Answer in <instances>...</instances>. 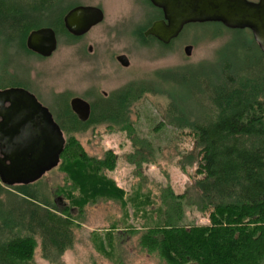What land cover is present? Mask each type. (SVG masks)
Returning a JSON list of instances; mask_svg holds the SVG:
<instances>
[{
  "label": "rangeland",
  "instance_id": "374dc122",
  "mask_svg": "<svg viewBox=\"0 0 264 264\" xmlns=\"http://www.w3.org/2000/svg\"><path fill=\"white\" fill-rule=\"evenodd\" d=\"M77 5L102 8L103 22L76 40L60 34L58 48L48 58L24 50L16 36L17 22L0 21V88L25 86L66 128V101L75 96L95 101L128 84H142L145 91L130 107L129 131H111L101 124L64 133L76 153L98 159L109 151L116 155L115 169L105 171L116 186L107 183V191L91 186L88 192L99 197L77 204L74 198H82L85 192L74 186L76 177L61 163L33 183L43 200L59 208L70 206L77 225L73 245L59 255L45 257L37 237L38 246L27 264H177L161 244L145 240L161 224L163 191L171 189L177 195L187 191L189 203L195 197L196 164L189 156L196 154L197 145L191 125L209 113L193 94L194 80L201 74L215 78L224 63L235 70L244 64V54L253 56L255 40L248 29L205 22L186 25L163 46L145 35L142 38L151 23L161 18L149 0H62L57 11ZM55 16L50 11L37 18L46 24L54 22ZM188 45L190 56L184 51ZM123 54L130 61L128 67L117 60ZM9 196H0V211H7ZM179 201L185 211L182 225L210 222L196 205H185L183 197Z\"/></svg>",
  "mask_w": 264,
  "mask_h": 264
},
{
  "label": "trees",
  "instance_id": "16d2710c",
  "mask_svg": "<svg viewBox=\"0 0 264 264\" xmlns=\"http://www.w3.org/2000/svg\"><path fill=\"white\" fill-rule=\"evenodd\" d=\"M61 1L0 0V21L18 23L16 36L29 53L33 52L27 49L26 39L32 30L41 27L54 28L58 37L63 34L71 40L79 39L64 27V15L72 6L57 11ZM50 11L56 14L54 22L44 24L37 18ZM148 38L169 45L152 36ZM252 48L253 56L244 54V64L235 70L224 63L215 78L201 74L196 77L197 82L194 80L193 94L209 113L191 125L190 133L197 145L196 154L189 156L196 164L195 197L189 203L187 191L182 195L171 189L163 191L161 224L151 229L148 233L152 238L146 234L145 240L161 244L171 262L264 264V54L255 42ZM144 91L142 84H128L106 96L99 95L86 122L77 119L66 101L64 115L68 126L61 121L58 124L64 133L101 124H107L111 131H129L130 107ZM71 146L68 138L60 163L76 177L74 186L85 192L82 198H74L77 204H83L99 197L88 192L91 186H102L107 191V183L115 184L105 171L115 169L116 155L109 151L103 158H90L76 153ZM32 185L6 187L0 181V196L11 195L5 205L7 211H0V264L29 263L38 246L37 237L45 257L59 255L74 243L77 217L73 209L48 203ZM11 189L24 196L12 194ZM180 197L185 205H196V210L208 215L210 222L182 225L185 211Z\"/></svg>",
  "mask_w": 264,
  "mask_h": 264
},
{
  "label": "water",
  "instance_id": "95a60500",
  "mask_svg": "<svg viewBox=\"0 0 264 264\" xmlns=\"http://www.w3.org/2000/svg\"><path fill=\"white\" fill-rule=\"evenodd\" d=\"M163 12L144 35L163 44L177 38L192 23L219 22L229 29H248L264 54V0H149ZM98 6L77 5L63 18L73 36H83L104 20ZM54 28L34 29L26 40L27 48L48 58L58 48ZM191 55L192 46L184 49ZM117 60L130 65L126 55ZM72 110L82 122L90 117V104L81 97L70 100ZM66 138L51 111L37 97L22 87L0 89V181L4 186L29 185L40 180L60 164Z\"/></svg>",
  "mask_w": 264,
  "mask_h": 264
},
{
  "label": "flooded vegetation",
  "instance_id": "af4514ba",
  "mask_svg": "<svg viewBox=\"0 0 264 264\" xmlns=\"http://www.w3.org/2000/svg\"><path fill=\"white\" fill-rule=\"evenodd\" d=\"M152 4V3H151ZM155 7V6H154ZM157 8V7H156ZM157 9H159V8H157ZM160 10V13H161V18H159V19H162L163 18V12H162V10L161 9H159ZM158 19V20H159ZM156 21V20H155ZM154 21V22H155ZM65 27V26H64ZM94 28V27H93ZM66 29V28H65ZM67 30V29H66ZM68 32V31H67ZM57 33V32H56ZM69 33V32H68ZM87 33H89V32H87ZM86 33V34H87ZM70 34V33H69ZM86 34H84V35H86ZM83 35V36H84ZM73 36V35H72ZM83 36H78V37H76V36H74L75 38H81V37H83ZM57 37H58V35H57ZM58 42H59V37H58ZM171 43V42H170ZM125 55V54H124ZM16 87H22V88H25V86H16ZM26 90H28L29 92H31L29 89H27V88H25ZM31 93H33V92H31ZM34 94V93H33ZM35 95V94H34ZM103 95H105L106 96V94H103ZM36 96V95H35ZM37 97V96H36ZM76 97V96H75ZM81 98H83V97H81ZM38 99V98H37ZM83 99H85V98H83ZM39 100V99H38ZM71 100V99H70ZM86 100V99H85ZM89 104H90V116H91V113H92V108H93V101H88V100H86ZM69 109L71 110V112L77 117V119H79L78 118V116L75 114V112L72 110V108H71V105H70V103H69ZM52 113V112H51ZM53 114V113H52ZM54 116V115H53ZM90 118V117H89ZM56 120V119H55ZM79 121H81L80 119H79ZM82 122V121H81Z\"/></svg>",
  "mask_w": 264,
  "mask_h": 264
},
{
  "label": "bare ground",
  "instance_id": "6f19581e",
  "mask_svg": "<svg viewBox=\"0 0 264 264\" xmlns=\"http://www.w3.org/2000/svg\"><path fill=\"white\" fill-rule=\"evenodd\" d=\"M102 22H103V21H102ZM102 22H101V23H102ZM98 25H99V24H98ZM96 26H97V25H96ZM92 29H93V28H92ZM29 34H30V33H29ZM171 42H172V41H171ZM26 47H27V46H26ZM27 49H28V48H27ZM28 50H29V49H28ZM29 51H30V50H29ZM31 52H32V51H31ZM33 53H34V52H33ZM54 53H55V52H54ZM54 53H53V54H54ZM53 54H52V55H53ZM52 55H51V56H52ZM63 132H64V131H63ZM60 161H61V160H60ZM58 166H59V165H58ZM58 166H57V167H58ZM57 167H56V168H57ZM54 169H55V168H54ZM52 170H53V169H52Z\"/></svg>",
  "mask_w": 264,
  "mask_h": 264
}]
</instances>
